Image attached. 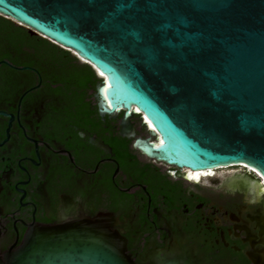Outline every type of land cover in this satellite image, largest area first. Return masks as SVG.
<instances>
[{"label": "water", "instance_id": "95a60500", "mask_svg": "<svg viewBox=\"0 0 264 264\" xmlns=\"http://www.w3.org/2000/svg\"><path fill=\"white\" fill-rule=\"evenodd\" d=\"M0 16L85 60L103 116L146 117L150 160L247 165L264 187V0H0ZM113 224L36 226L0 264H135Z\"/></svg>", "mask_w": 264, "mask_h": 264}, {"label": "flooded vegetation", "instance_id": "af4514ba", "mask_svg": "<svg viewBox=\"0 0 264 264\" xmlns=\"http://www.w3.org/2000/svg\"><path fill=\"white\" fill-rule=\"evenodd\" d=\"M57 67L0 40L1 258L36 226L102 215L135 264H264L257 171L237 165L196 180L150 160L137 144L149 137L141 122L129 130L123 114L103 116L96 93L80 113L61 93Z\"/></svg>", "mask_w": 264, "mask_h": 264}, {"label": "trees", "instance_id": "16d2710c", "mask_svg": "<svg viewBox=\"0 0 264 264\" xmlns=\"http://www.w3.org/2000/svg\"><path fill=\"white\" fill-rule=\"evenodd\" d=\"M0 40L9 47L21 51L22 48H35L44 59L58 66L59 82L63 87L61 93L69 96L70 102L76 104L80 113H85L89 104L93 107L96 88L100 80L96 72L87 64L42 37H32L24 27L0 16ZM88 102V103H86Z\"/></svg>", "mask_w": 264, "mask_h": 264}, {"label": "bare ground", "instance_id": "6f19581e", "mask_svg": "<svg viewBox=\"0 0 264 264\" xmlns=\"http://www.w3.org/2000/svg\"><path fill=\"white\" fill-rule=\"evenodd\" d=\"M84 63H85V61H84ZM99 75L100 76H104L102 73H99ZM108 87H109V85L107 84V86L104 89H102V96L104 97V99H106L107 105L109 107H112V103H111L110 99L107 98V89H108ZM117 109L118 108H116V110ZM119 111H120V109H119ZM135 111L138 114L142 115V112L138 108H136ZM144 121H145L148 129H150L151 131H155L154 126L152 125V123L146 117H144ZM144 145L145 146H143V148H144L146 154H148L150 156H153V151L151 149H149L146 144H144ZM158 145L159 144L157 142V143L154 144V147H159ZM222 168L228 169V168H231V167H222ZM222 168H217V169L207 170V171H202V172H192L190 176H192L196 180H200L202 178V176H204V177L214 176L216 174V171H218L219 169H222Z\"/></svg>", "mask_w": 264, "mask_h": 264}, {"label": "rangeland", "instance_id": "374dc122", "mask_svg": "<svg viewBox=\"0 0 264 264\" xmlns=\"http://www.w3.org/2000/svg\"><path fill=\"white\" fill-rule=\"evenodd\" d=\"M73 56H75L74 54H72ZM76 57V56H75ZM82 60V59H81ZM83 61V60H82ZM81 62V61H80ZM84 62V61H83ZM82 63V62H81ZM139 121V120H137ZM146 135H148V132L146 130L145 132ZM237 170H241V168L239 166H234V167H231V168H228V169H225V168H222V169H219L218 171H216L217 174H222V173H225L227 171H237Z\"/></svg>", "mask_w": 264, "mask_h": 264}, {"label": "built area", "instance_id": "2783aa9c", "mask_svg": "<svg viewBox=\"0 0 264 264\" xmlns=\"http://www.w3.org/2000/svg\"><path fill=\"white\" fill-rule=\"evenodd\" d=\"M140 122H141V124H142L143 122H145V121H144V118H143V120H142V121H140Z\"/></svg>", "mask_w": 264, "mask_h": 264}, {"label": "snow or ice", "instance_id": "6c2138e0", "mask_svg": "<svg viewBox=\"0 0 264 264\" xmlns=\"http://www.w3.org/2000/svg\"><path fill=\"white\" fill-rule=\"evenodd\" d=\"M191 178V177H190Z\"/></svg>", "mask_w": 264, "mask_h": 264}]
</instances>
